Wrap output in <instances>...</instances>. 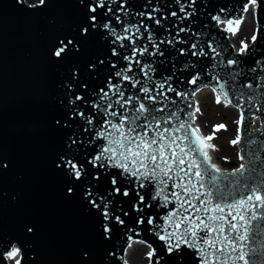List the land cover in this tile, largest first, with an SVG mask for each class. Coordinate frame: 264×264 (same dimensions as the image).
I'll return each instance as SVG.
<instances>
[{
  "label": "water",
  "instance_id": "water-1",
  "mask_svg": "<svg viewBox=\"0 0 264 264\" xmlns=\"http://www.w3.org/2000/svg\"><path fill=\"white\" fill-rule=\"evenodd\" d=\"M93 2L45 0L31 6L24 0H0V264H7L3 256L12 246L21 249L22 264H127L126 248L136 241L154 252L149 264H200L194 249L182 246L169 255L158 238L173 230L165 217L181 203L171 196L173 181L154 198L163 187L157 181L125 174L107 159L95 161V166L92 161L107 146L99 135L107 121L118 124L121 116L134 118L142 103L150 111L134 121L140 125L137 132L152 125L154 117L169 118L172 124L188 122L195 112L194 95L206 87L219 91L224 84L244 112L239 154L247 170L233 176L235 170L212 173L209 168L210 175L221 177L214 200L238 199L245 185L264 187V0L256 5L257 40L243 55L228 38L236 26L225 31L213 17L244 16L241 9L247 0H103L104 7L94 13L95 26L81 35V27L90 23L85 5ZM68 40L73 44L67 53L55 58L53 50ZM201 50L203 55H193ZM228 60L238 63L228 65ZM196 75V84L189 83ZM77 95L82 99L76 100ZM255 122L259 129L252 131ZM61 157L83 166L80 180L57 167ZM196 159L200 163L204 158ZM210 175L204 177V189H199V178L192 177L194 194L211 187ZM69 187L72 194L66 191ZM89 200L101 209L107 202L111 219L105 221ZM102 223L109 224L110 233H104ZM253 243L257 264H264V228L257 229Z\"/></svg>",
  "mask_w": 264,
  "mask_h": 264
},
{
  "label": "snow or ice",
  "instance_id": "snow-or-ice-1",
  "mask_svg": "<svg viewBox=\"0 0 264 264\" xmlns=\"http://www.w3.org/2000/svg\"><path fill=\"white\" fill-rule=\"evenodd\" d=\"M44 2L45 0H40L41 5ZM192 3L194 4L195 0H192ZM250 5H257V0H247L241 12H249L251 10ZM85 7L90 13L87 17L90 23L81 27V35H87L89 28L95 26L96 16L94 13H96L98 8L104 7V2L103 0H94L93 3L86 4ZM121 7L123 6L121 5ZM180 10L184 12V7L182 6ZM171 15L176 16V13L173 12ZM188 15L191 14L186 13V16ZM149 18L152 19L153 17L149 16ZM213 19L218 24L225 25V31H232L233 26H236L238 30V26L243 22V15L235 19L222 20L220 17H213ZM156 23L158 24L159 20ZM104 27L107 28L108 25L106 24ZM128 30L127 28L125 29V31ZM180 31H184V29H180ZM232 34L235 35L236 32L232 31ZM251 40L253 43L257 40L255 33L252 35ZM71 44H73L72 40H68L67 42L60 41L59 46L53 50L52 55L57 59H61L67 53ZM193 47L195 48L196 46L193 45ZM248 49V44L241 41L239 54L243 55ZM197 54L203 55V50L199 53H193V55ZM113 55H116L115 50L113 51ZM217 55H219L218 52ZM124 59L128 60L129 58L125 56ZM227 63L228 65H235L238 61L228 60ZM116 75L121 76L122 73L117 72ZM124 79H128V77L125 76ZM198 79V75L193 76L189 83L196 84ZM159 87L163 89L164 83H161ZM247 87H251V85L249 84ZM117 90L119 91V89ZM169 90L171 91L172 89L169 88ZM212 91L216 93L217 104L223 102L225 107L234 106L241 109L240 116L236 121L238 125L237 137L230 141V144L237 145L241 142L239 126L243 124L245 119L242 105L235 103L230 98L224 84H220L219 91L215 87L212 88ZM143 92L148 94L149 87L145 86ZM120 95L123 96V93L121 92ZM177 95L184 94L177 92ZM221 97H223V101ZM149 98L154 99V97ZM75 99L81 100L82 97L77 95ZM132 99V97H128L127 102H131ZM108 107H111V105ZM135 111L138 115L134 118L121 116L118 124L111 120L106 122L105 132L99 135L104 136L108 143L103 148L102 153L94 158L92 161L93 165L95 166V161L97 160L107 159L111 161V166L122 169L125 174L137 179L142 177L143 179L151 178L157 181L163 187L155 193L154 198L164 192V189L168 187L169 181H173L172 188L174 190L171 196L175 197L177 201H181V203L176 211L170 212L165 217L169 228L173 230L165 231L164 234L158 236L159 240L165 242L166 251L169 255L180 247L187 246L199 253L200 264H237V261H241L242 264H257L259 259L257 255L258 249L253 243V238L256 236L258 228H264V224L258 223V221H264V212L260 211V209H264V187L258 184L245 185V191L238 199L225 203L214 200L215 193L213 189L219 191L217 181L221 177L215 174L210 175L208 169L210 168L212 173H219L220 169L211 163V157L208 151L205 150H215V145L211 143L205 144L204 142L212 141L215 138V132L220 129L226 130V125H214L212 135H208L207 137L199 136L200 129L193 127V124H195V113H193L189 116L188 122L176 124H172L169 118L161 121L158 117H154L152 125H145L143 131L137 132V128L140 125L135 124L134 121L140 120L144 113L150 110L141 103ZM158 111H164V109H158ZM195 112H199V108H196ZM109 115L117 116V113L111 112ZM170 115L176 116V113L172 112ZM144 118L147 119V117ZM177 119L179 120V117ZM165 125H171V127ZM107 127H110L111 131H107ZM153 127L155 129L154 134H150ZM194 136L196 139H193ZM199 156H202L204 159L200 163H197L196 157ZM240 159L243 161L244 156H240ZM129 165H132V167H129ZM57 167L64 168L75 180H80L82 177L83 166L77 164L72 159L61 157ZM193 168L197 170L193 172ZM246 170L245 164L241 163L240 167L232 175L235 176L238 173L240 176H243ZM208 175H210L208 184L211 187L204 192H200L199 189L206 187L204 177ZM193 176L199 178L198 194H194L192 191L193 188H196V185L192 181ZM111 183L115 186L117 179L112 177ZM232 183L237 182L232 181ZM140 186H144L142 181ZM177 189L179 191H176ZM66 191L68 194H72L73 189L69 187ZM115 191L119 192L120 190L119 188H115ZM86 195L91 196V193L88 192ZM123 195L128 196V191L125 190ZM201 197H204V199H201ZM168 199L169 197L165 195V200L168 201ZM140 200L143 202L144 197L141 196ZM193 201H199V203H193ZM89 203L94 208L101 210L105 221L111 219L107 202L104 203L102 209L100 204L96 203L95 200H89ZM185 204L189 207H185ZM189 209L195 214L194 216L190 214ZM173 218H176L174 222ZM115 220L123 224L120 217H115ZM237 220L239 223L233 222ZM138 223H143V220L138 221ZM147 223L152 225L153 220L149 218ZM102 229L105 234L111 232L108 223H102ZM28 231L31 232L32 229L29 228ZM199 233H203V235ZM19 256H21V249L12 246L10 250L5 251L3 258L13 260L14 264H22V259L17 258ZM148 256L151 260L154 252H149Z\"/></svg>",
  "mask_w": 264,
  "mask_h": 264
},
{
  "label": "rangeland",
  "instance_id": "rangeland-1",
  "mask_svg": "<svg viewBox=\"0 0 264 264\" xmlns=\"http://www.w3.org/2000/svg\"><path fill=\"white\" fill-rule=\"evenodd\" d=\"M26 3L35 5L40 0H24ZM255 15H248V19L241 25L236 34H230L229 38L236 50L240 49L241 41L249 44L252 35L255 32ZM197 112L196 123L200 131L207 137L213 134V126L224 124L225 129H220L215 132V138L211 141L215 145V150L210 152L213 157V162L224 169L231 170L236 165L240 164L238 154V144L232 145L230 141L236 139L238 125L236 121L239 118L238 111L232 106L225 107L222 103H216V97L212 90L205 89L197 95ZM227 162H233L234 167L228 166ZM148 246L144 243L135 244L131 247L129 255L126 257L128 264H148ZM9 264H14V261L8 259Z\"/></svg>",
  "mask_w": 264,
  "mask_h": 264
},
{
  "label": "bare ground",
  "instance_id": "bare-ground-1",
  "mask_svg": "<svg viewBox=\"0 0 264 264\" xmlns=\"http://www.w3.org/2000/svg\"><path fill=\"white\" fill-rule=\"evenodd\" d=\"M250 9H251V10H250L249 12H247V14H245L246 16H245V18H244L243 23H245V21L248 19V15H249V13L254 15V12H255V9H256V5H255V6H251V5H250ZM201 92H204V91H200L199 93H201ZM199 93H197V95H198ZM197 95H195V98H197ZM135 244H136V243H133V244L131 245V247H133V245H135ZM131 247H130V249H131ZM130 249H129L128 251H130Z\"/></svg>",
  "mask_w": 264,
  "mask_h": 264
}]
</instances>
